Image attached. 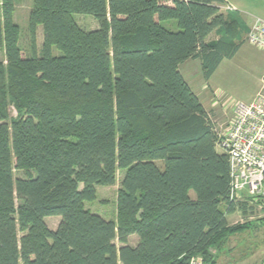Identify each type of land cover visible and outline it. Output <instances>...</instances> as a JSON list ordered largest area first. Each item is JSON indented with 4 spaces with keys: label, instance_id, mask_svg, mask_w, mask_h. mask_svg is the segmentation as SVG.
Returning <instances> with one entry per match:
<instances>
[{
    "label": "trees",
    "instance_id": "obj_1",
    "mask_svg": "<svg viewBox=\"0 0 264 264\" xmlns=\"http://www.w3.org/2000/svg\"><path fill=\"white\" fill-rule=\"evenodd\" d=\"M223 4L32 0L26 55L14 0H0V264H216L259 226L228 224L246 205L228 201L214 121L179 71L199 60L208 81L238 51L245 29ZM118 173L115 218L92 214L84 203Z\"/></svg>",
    "mask_w": 264,
    "mask_h": 264
},
{
    "label": "rangeland",
    "instance_id": "obj_2",
    "mask_svg": "<svg viewBox=\"0 0 264 264\" xmlns=\"http://www.w3.org/2000/svg\"><path fill=\"white\" fill-rule=\"evenodd\" d=\"M32 0H14L13 20L19 26L20 40L19 45L26 55H29V38L27 34V18L31 9ZM74 19L78 26L83 30L90 31L97 28L96 21L90 16L75 15ZM163 26L169 30H175V24L172 21H166ZM247 35V33H246ZM244 36L246 42L247 38ZM211 39L215 35L210 36ZM42 41L41 28L37 30L36 42L39 48ZM57 53V52H55ZM0 61L5 64V56L3 50H0ZM226 68L220 69L217 74V79H213L214 86L219 91L225 93L227 97L231 96L242 102H248L246 97L254 93L257 80L262 75L264 76V52L257 48H241L237 55L225 63ZM192 73L197 71L196 63H192L185 70ZM198 82L199 78H197ZM194 86L198 85L194 82ZM233 103H237L233 102ZM234 105H232L233 107ZM9 113L15 116V110L10 107ZM231 112L223 113L222 110L216 108L214 114L211 115L214 121L216 131L221 132L227 126L231 119ZM220 151V149L218 148ZM121 173L117 174V181L114 186L97 187L96 200L85 202V208L92 214H96L103 219L110 220L115 218V199L118 188V183L121 178ZM21 176V173L14 172V177ZM193 195V194H192ZM237 210V209H236ZM250 212L246 210L245 214L241 211H235L227 215L229 225H237L242 215H247ZM60 217H47L45 222L47 226L54 230ZM252 224L258 223L259 226H253L248 229H243L230 237L222 251L217 255L216 264H263L264 263V219H256ZM250 223V222H249ZM242 225V224H241ZM137 238H131L129 243L134 245ZM201 258V257H200Z\"/></svg>",
    "mask_w": 264,
    "mask_h": 264
},
{
    "label": "built area",
    "instance_id": "obj_3",
    "mask_svg": "<svg viewBox=\"0 0 264 264\" xmlns=\"http://www.w3.org/2000/svg\"><path fill=\"white\" fill-rule=\"evenodd\" d=\"M249 44L264 52V19L254 18L247 35ZM218 146L229 165L228 201L250 210L239 223L264 219V76L251 102H237L227 126L217 132ZM238 211V210H237ZM189 264H205L192 257Z\"/></svg>",
    "mask_w": 264,
    "mask_h": 264
},
{
    "label": "crops",
    "instance_id": "obj_4",
    "mask_svg": "<svg viewBox=\"0 0 264 264\" xmlns=\"http://www.w3.org/2000/svg\"><path fill=\"white\" fill-rule=\"evenodd\" d=\"M220 11L223 14H228V17L231 19H236L240 22L241 25H243L245 29V33L243 34L242 38L240 39V47L236 54L231 58H224L221 60L219 65L217 66L216 70L212 74V76L209 78L208 81H205L202 76L201 72V64L199 60H187L184 63H182L179 66V71L184 77L185 81L188 83L192 91L196 94V96L201 101L204 109L210 114H214L215 109L218 108L223 111V113L231 112L232 115V105H235L236 103L233 102H242L240 100H237L231 96L227 97V95L221 91H219L216 86H214L213 79H217V74L224 67L226 68L227 65L225 63L229 60H232L237 53L240 51L241 48L247 47V48H256L255 46L249 44V42L244 40V36L248 32V29L253 22L254 18H262L264 19V0H224V4L220 7ZM214 34L215 38L211 39L210 36ZM218 39V35L215 33H211L207 37V41H216ZM258 49V48H257ZM260 50V49H259ZM192 63H196L197 71L189 72L185 70L187 67H189ZM197 78H199L198 82ZM194 82H197L198 85L194 86ZM262 87V75L257 80V84L254 90L253 94H250L246 99H248V102H251L257 93L260 91ZM97 192V189H96ZM227 219V217H226ZM253 223V222H252ZM131 238H135V236H132L129 238V241ZM137 241V240H136ZM133 245V244H132Z\"/></svg>",
    "mask_w": 264,
    "mask_h": 264
}]
</instances>
